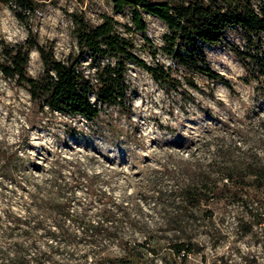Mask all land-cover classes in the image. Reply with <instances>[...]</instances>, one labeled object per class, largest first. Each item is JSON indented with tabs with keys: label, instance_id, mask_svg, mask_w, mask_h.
<instances>
[{
	"label": "rangeland",
	"instance_id": "rangeland-1",
	"mask_svg": "<svg viewBox=\"0 0 264 264\" xmlns=\"http://www.w3.org/2000/svg\"><path fill=\"white\" fill-rule=\"evenodd\" d=\"M102 13L122 30L131 24V9L115 11L112 0H37L27 23L0 2V42L31 31L65 59L78 52L74 18L95 24ZM142 15L151 41L128 33L134 52L171 66L179 89L127 62L126 106L91 91L100 110L87 120L40 109L26 85L0 72V264H264V74L250 75L230 49H246L243 31L228 28L204 46L230 85L195 75L194 88L160 50L165 24ZM107 60L86 51L79 67L92 76ZM42 69L31 48L26 72ZM105 204L117 209L116 227L95 221ZM181 240L193 248L185 256L174 252Z\"/></svg>",
	"mask_w": 264,
	"mask_h": 264
},
{
	"label": "trees",
	"instance_id": "trees-1",
	"mask_svg": "<svg viewBox=\"0 0 264 264\" xmlns=\"http://www.w3.org/2000/svg\"><path fill=\"white\" fill-rule=\"evenodd\" d=\"M0 2L11 3L18 19L27 23L28 16L36 8L37 0ZM112 5L118 12L126 6L131 9V24H124V30L118 27L117 20L108 13H102L101 21L95 24L82 16H76L74 22L78 52L70 53L65 59L57 58L51 46L39 42L29 31L22 42H0V72L26 85L31 100L40 109L79 115L87 120H93L100 110L89 97L91 91H95L103 103L126 106L127 62L145 68L154 80L165 87L179 89L183 82L174 75L171 66L161 62L149 64L134 52V43L128 33L139 31L147 41H151L146 35L147 24L142 15V11H145L165 24L166 31L162 34L160 50L185 69L183 78L189 86L198 87L194 81L195 75H204L230 85L221 73L209 65L204 46L220 43L231 27L240 28L247 41L246 49L231 44V51L250 75L258 77L264 74V42L260 35L264 32V0H112ZM31 48L37 50L42 61L43 69L38 76L26 72ZM86 51L94 59L113 57L114 60L99 63L93 75L89 76L79 67V60ZM151 53L155 56L156 50ZM226 176L230 179L232 177L230 174ZM227 187L223 183L220 190ZM203 197L198 194L196 201ZM114 208L113 204H105L95 221L116 227L113 216L117 209ZM149 243V249L154 251L158 241L150 238ZM173 248L174 252L182 253V256L193 250L191 242L184 240L175 242ZM35 264L43 263L37 261Z\"/></svg>",
	"mask_w": 264,
	"mask_h": 264
}]
</instances>
